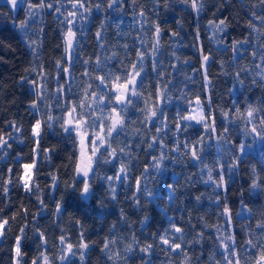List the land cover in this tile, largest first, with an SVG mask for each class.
I'll return each instance as SVG.
<instances>
[{
	"label": "snow or ice",
	"instance_id": "1",
	"mask_svg": "<svg viewBox=\"0 0 264 264\" xmlns=\"http://www.w3.org/2000/svg\"><path fill=\"white\" fill-rule=\"evenodd\" d=\"M182 2L190 7L191 12L196 16L206 11L205 0H182ZM259 4V12L253 9L252 19H249L247 24V28L251 31L243 39L229 42L228 38L231 34L227 30L226 17L208 21V28L212 33L209 39L222 44L224 52L229 51L230 46L236 63L245 56L250 57L252 67H242L234 73L225 72L223 64L221 65L222 74L233 76L234 83L241 87H245V80L250 74L259 77V81L252 78L253 85L257 83L264 85V39L254 42L251 35V33H257V39L264 37V0H259ZM2 6L8 8V15L14 28L22 34L21 39L26 48L37 60L39 59L38 49L42 45L39 33L43 32V28L37 31L34 26L41 14L44 12L55 14L60 25V44L57 47L62 49V55L55 61L57 70L55 103L48 104V110L40 114L39 118H35L34 125L31 127L33 141L38 145L45 127L52 129L55 125H59V132L66 140L71 141L76 150L74 159L70 157L74 167L73 182L69 186L77 188L79 194L85 199L93 193V180L96 178L98 169L102 165L111 164L115 169L113 174L102 177L107 182L106 195L113 202H118L117 185L127 189L128 194L125 199L129 203V208L141 214L137 218L141 228L139 236L144 237V240L152 239L151 243H145L137 237L135 232H131L125 210L121 208L117 224L123 222L122 230L131 232L132 241L122 250H117L116 246L121 241L115 231L117 224H113L109 230V236L105 237L99 249L106 264L107 262L116 264L117 261L129 264V261L135 262L137 259L140 264H152L157 244L172 264H191L193 259L199 264L201 257L194 255L190 257L189 251L194 252L196 245L202 242L207 243V241L203 232H197L192 239H186V236L197 227L191 224L190 216L187 228L174 217L167 216L168 226L160 232H148L145 236L144 231L151 222V209L147 205H156L163 195L175 206V202L179 199L178 188L185 189L191 200V188L197 183L211 185L215 195V206L220 209L218 215L223 217V224L213 226L216 234L214 236L209 234V238L216 246L214 255L209 259L213 260L214 264H264V213L254 225L251 222L248 223L246 233L240 236L236 231V217L252 221V210L246 202L241 200L240 212L233 214L229 205L221 200V195L228 191L231 174L243 163L244 157L251 154L255 144L258 143L261 146L259 153L261 157H264V100H261L259 104L249 102L244 108L238 107V101L233 100L230 109L222 110L223 120L218 124L212 106V81L209 79V69L216 58L211 49L206 50L203 45H196L200 63V69L196 71H199L202 76L201 91L205 93L204 99L202 100L199 95L190 97L185 91H181L179 96H174L173 90L178 84L183 83L184 88H187L188 80L192 78L188 77L183 82L175 79L181 71V66L172 61L178 60L179 57L175 50L170 56L162 50L163 29L159 22L148 20L144 8L135 14L143 19L134 18L133 20V23L139 25L137 38L131 44L127 42L114 44L112 48L119 51L105 54L109 52V43L106 42L104 34L111 27V24H106L105 20L110 18L111 13H116L123 8L125 0H4ZM167 6L168 0H156L154 7L159 9L167 8ZM227 6L225 0H221L220 5H212L216 12L221 13ZM97 19H99V25L94 33V50L89 56L85 52V48L88 47L87 33L90 31L89 25ZM254 21H259L260 27ZM114 22L119 28L123 24V19ZM141 32L149 35L147 42L140 35ZM112 35L121 40L124 39V34L120 31ZM178 35L177 32L171 33L172 37ZM196 35L199 39V29ZM77 62L83 68L81 78H86L81 85H78L81 89L79 92L73 89V82L76 80L74 72L79 71L76 69ZM183 63L187 64L188 61ZM28 71L36 72V77L28 79L22 76L20 83L21 85L27 83L33 90L35 99L29 107L38 113L39 104L45 99L43 94L45 84L42 81L47 79L49 73L42 64L39 65V69L30 68ZM205 101L207 111H205ZM173 104H175L174 115L170 117L168 110ZM56 108H59L60 115L53 116L52 112ZM137 120L153 134L147 137L138 136V142L132 144L127 131L130 124L136 123ZM232 120L243 123L241 131L245 140L237 141L231 138ZM224 121L230 123L226 125ZM9 127L13 129L12 132H0V159L10 158L8 153L12 144L9 141H14L16 134L21 132L20 125L14 122L10 123ZM237 127L239 128V123ZM136 131L139 133L141 130L136 129ZM120 137H123V140H120ZM220 141L230 146L231 163L220 164L214 161L210 166L205 162V155L213 144L216 145L219 155ZM144 144L147 145L146 148H142ZM134 150L143 151L149 157L139 175L133 174L139 168V164L133 162L134 157L131 155ZM33 151L35 153V149ZM16 163L21 164L19 156L16 158ZM177 165L181 166L180 176L174 182H161L163 174L170 167ZM36 166V159H32L31 163H22V174L8 167L7 178L0 180V195L5 200L9 199L12 191L19 188L29 197L36 196L40 206L37 214L32 215L31 221H28L31 213L23 203L11 217L0 216V244L9 239L12 222H17L19 227L11 236L12 242L9 245L10 264H85L89 252L96 250L95 246L90 237L86 238L81 221L76 220L73 225L78 229L75 240L72 239V233L57 223L64 212L62 200L55 203L52 214L55 217L53 222L61 234L56 238L57 243H54L51 248L45 231L41 230L36 223L38 218H45L40 215V212L47 210L44 199L38 195L41 189L33 179V169ZM186 167L199 171L185 175L183 170ZM205 170L206 180L203 179ZM38 171L37 169V174ZM213 171L216 172L215 178ZM252 171L254 175L250 188L264 189V177L255 175V168ZM260 171L264 172V168ZM173 175H176L174 171ZM180 177L184 179L183 185L180 184ZM56 179L53 175L52 188L56 187ZM154 182L163 189L162 193L150 187ZM203 196V193L196 195L194 201L200 203ZM8 206L11 207L10 203ZM99 206L103 208L104 202L101 201ZM163 210L167 212L169 209ZM177 210L185 211V209ZM245 213L248 214L246 217ZM100 218L103 219V216ZM29 224L32 225L35 234L32 244L37 252V255L30 260L25 252V248L28 247ZM238 236H240L239 239ZM185 245H191L192 248L189 249ZM52 248L56 251L53 252ZM201 252L203 255V248ZM175 258L181 259L176 261Z\"/></svg>",
	"mask_w": 264,
	"mask_h": 264
},
{
	"label": "trees",
	"instance_id": "2",
	"mask_svg": "<svg viewBox=\"0 0 264 264\" xmlns=\"http://www.w3.org/2000/svg\"><path fill=\"white\" fill-rule=\"evenodd\" d=\"M4 2L0 1V132L9 133L13 129L9 127L10 123H16L20 125L21 132L17 133L14 141H9L12 144L9 150V157L6 160L0 159V180L7 178L6 169L11 167L14 172L22 174V163H31L32 159H36L37 166L33 169V179L39 185L41 191L38 195L44 199L47 210L40 212V215L44 216V219H37L36 223L39 224L40 229L45 231L48 240L49 247L51 248L54 243H57L56 238L61 234L53 222V212L55 210V203L61 201L64 206V212L57 221L61 227L72 233V239H76L75 233L78 231L74 228L76 220L82 222L86 238L90 237L95 246V251L89 252V256L86 258L85 264H106L105 259H102L99 249L102 247V241L105 237L109 236V230L113 224H117L120 209L125 210L127 215V222L131 225V232H135L137 237L145 243H151L152 239L144 240V237H140L141 232L140 225L138 223V216L140 213L133 212L129 208V203L125 199L128 194V190L121 188L117 185L118 189V202H113L110 197L106 195L107 182L102 179L104 175H112L115 169L111 164L102 165L97 173L96 178L93 180L94 190L91 196L84 198L79 194V191L75 187L69 185L73 182V167L74 164L70 157L74 159L75 147L71 141L66 140L59 132V125H55L54 128H44L42 138L39 139L37 145L31 137V127L34 125L35 118H39V115L45 113L48 104H54L55 89L57 86V70L55 68V61L62 55V49L57 46L60 44L59 32L60 25L57 20V16L50 12H44L41 14L40 19L34 26L38 31L39 28H43V32L39 33L42 41L41 47L38 49L39 59L34 57L28 48H26L24 41L21 39V33H19L13 26L12 20L8 15V8L2 6ZM207 5L206 11L196 16L192 13L190 7L186 6L182 0H168L167 8L161 7L156 9L154 6L156 0H125V6L119 9L116 13H111L110 18L105 20L106 24H111V27L104 34L106 42L109 43V52L119 51L112 48V45L117 43H129L137 38V32L139 25L133 23L134 18L136 20H142L143 18L137 17L135 14L141 8L146 10V14H150L152 20L161 24L172 22L174 24V31L179 35L172 37L171 35L161 40L162 50L166 51L168 56L172 51H176L178 60H173L178 66H181L180 73L175 76L177 81L183 82L188 77L187 88H184L183 83H179L177 88L173 90L174 96H179L181 91L188 92L191 97L193 95H199L203 100L205 93L201 91L202 76L199 71V52L196 45H203L206 50L211 49L215 55L216 61L209 69V79L212 81L211 98L212 106L215 110L217 117V123L222 120V110H228L232 107V101H238L237 106L244 108L249 102L253 104H259L261 100H264V85L257 83L253 85L251 83L252 78L259 81V77H255L254 74H250L249 78L245 80V87H241L239 84L234 83L233 76L224 75L221 71V65L225 72H235L239 68L248 67L251 68L252 64L249 56H245L238 63L233 60L232 53L229 46V51H223V45L216 43L214 40H210L212 35L208 28V21L213 19H228V32L231 34L229 42L231 40L243 39L248 36L250 29L247 28L249 19H252L253 9L259 12L260 4L259 0H225L227 7H224L223 12H216L212 7L213 4L220 5L221 0H205ZM156 12L157 14H153ZM215 12V15L213 13ZM21 18L23 14L21 13ZM102 18V17H101ZM123 19V24L117 28L115 20ZM258 27H260L259 21H254ZM99 25V19L95 20L89 25L90 31L87 33V44L85 52L90 56L94 50L95 39L94 33ZM197 29H199V39H197ZM120 31L124 34V39L115 37L112 34ZM141 36L145 41L149 40V35L141 32ZM222 35V34H218ZM253 41L259 42L260 37L257 39V33H251ZM99 51L98 49H95ZM122 54V53H121ZM83 55V54H82ZM188 61L187 64L183 63ZM167 63V60H165ZM42 64L49 73L47 79L42 81L45 84L44 96L45 99L39 104V112L29 107L32 101L35 99L33 90L25 83L21 85L20 78L22 76L28 79L35 78L37 73L30 72L28 69L37 68ZM76 69L79 71L74 72L76 80L73 82L74 91L79 92L81 89L78 85H81L86 78H81L83 68L80 67V63L77 62ZM195 69V70H194ZM171 71V69H169ZM63 83V81H61ZM190 89V91H189ZM52 97V99H49ZM182 103V102H181ZM175 104L169 107V116L174 115ZM205 111H207V102L205 101ZM53 116L60 115L59 108H56L52 112ZM228 125L229 121H224ZM239 123V128L237 127ZM243 123L240 121H231V133L232 139L237 141L245 140L243 132ZM136 129L141 131L138 133ZM144 128L143 125L137 120L136 123L130 124L127 135L132 144L138 142L137 137H147L152 135ZM183 139V137H181ZM123 140V137H120ZM147 145H142V148H146ZM260 145L257 143L251 150L250 155H246L243 159V163L231 174L229 180V188L227 193L221 195V200L226 202L232 209L233 214L240 212L241 200L246 202L249 208L252 210V221L247 219H241L236 217V231L243 236L247 231V224L253 225L264 213V189L253 190L250 188V183L254 175L253 168L256 169L255 175L264 177V172L260 169L264 168V157L260 156ZM35 149V153L33 151ZM37 153L39 155H37ZM157 155L159 153H156ZM131 155L134 157L133 162L139 164V168L134 171V175H139L143 165L149 157L145 155L143 151L134 150ZM17 156L20 157L21 164L16 163ZM232 152L230 146L220 141V154H217V147L215 144L208 150L205 155V162L210 166L214 161H218L220 164L231 163ZM117 166H119L117 164ZM37 169L38 174H37ZM173 171L176 175H173ZM184 174L189 172L196 173L199 170L191 167L184 168ZM181 173V166H172L163 174L161 182H174ZM56 176V187L52 188L53 184L52 176ZM213 177H216V172L213 171ZM203 179H207L205 175ZM180 184H184V179L180 177ZM151 188L156 189L158 193H162L157 183H152ZM218 191V190H216ZM183 193V194H182ZM203 193L204 196L200 203L194 201V197ZM177 196L179 199L173 206L166 196L161 195V198L157 201L156 205H147L151 209V222L145 231V236L148 232H160L164 227L168 226L167 216H172L175 220L180 221L187 228V221L189 216L191 217V224L197 225L195 230L186 236V239H192L197 232H203L207 243H201L195 246V250L189 251V256H200L201 260L199 264H214L213 260L209 257L214 255L215 244L213 240L209 238V234L213 236L216 234L215 225L223 224V217L219 216V208L215 206L214 191L211 185H205L203 183H197L191 188V200L189 195L185 192V189L178 188ZM104 202V207L99 206L100 202ZM11 205L9 207L8 205ZM23 203L27 206L31 215L28 216V221L32 220V215L37 214L40 209L39 203L36 200V196L29 197L19 188L11 192L8 200H5L0 195V216L5 218L11 217L18 209L19 205ZM163 209H169L165 212ZM177 209H185L181 212ZM190 210V211H189ZM245 217L248 215L244 214ZM103 216V219L100 217ZM203 217V219H201ZM23 223V221H20ZM19 223L12 222V229L9 233V239L0 244V264H10V252L9 245L11 244V236L15 234ZM123 222L117 224L116 235L120 239L121 243L117 245V250H122L123 247L132 241L131 232L128 230H122ZM223 231V229H222ZM28 235V247L25 248V252L28 254L27 258L30 260L33 256L37 255L36 248L32 242L35 239V234L32 230V225L29 224L27 229ZM238 236V239L240 238ZM189 249L191 245H185ZM203 248V255L201 249ZM55 252L56 249L52 248ZM181 258H175L179 261ZM112 264V262H107ZM116 264H123L121 261H117ZM129 264H140L137 259L135 262L129 261ZM152 264H172L165 254L160 251V247L157 244L155 250V256L152 257ZM191 264H197V261L193 259Z\"/></svg>",
	"mask_w": 264,
	"mask_h": 264
},
{
	"label": "rangeland",
	"instance_id": "3",
	"mask_svg": "<svg viewBox=\"0 0 264 264\" xmlns=\"http://www.w3.org/2000/svg\"><path fill=\"white\" fill-rule=\"evenodd\" d=\"M0 1L4 2V0H0ZM146 16L149 20H152L150 14H146ZM160 26L163 29V34H162L161 40H164L165 38L170 36L171 33L174 31V24L172 22L164 23V24H161ZM35 158L37 159V156Z\"/></svg>",
	"mask_w": 264,
	"mask_h": 264
}]
</instances>
